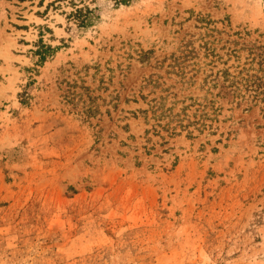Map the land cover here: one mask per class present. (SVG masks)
Wrapping results in <instances>:
<instances>
[{
	"label": "rangeland",
	"instance_id": "374dc122",
	"mask_svg": "<svg viewBox=\"0 0 264 264\" xmlns=\"http://www.w3.org/2000/svg\"><path fill=\"white\" fill-rule=\"evenodd\" d=\"M0 264H264V0H0Z\"/></svg>",
	"mask_w": 264,
	"mask_h": 264
},
{
	"label": "trees",
	"instance_id": "16d2710c",
	"mask_svg": "<svg viewBox=\"0 0 264 264\" xmlns=\"http://www.w3.org/2000/svg\"><path fill=\"white\" fill-rule=\"evenodd\" d=\"M116 4L121 2V0H115ZM94 12L90 10L88 7H84L81 9H77L72 15L75 17L80 24V26H86L90 23V14Z\"/></svg>",
	"mask_w": 264,
	"mask_h": 264
}]
</instances>
